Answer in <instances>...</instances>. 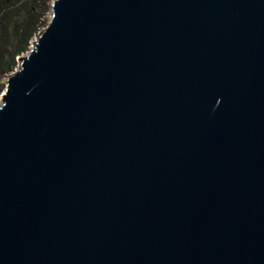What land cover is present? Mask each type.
<instances>
[{
  "label": "water",
  "instance_id": "obj_1",
  "mask_svg": "<svg viewBox=\"0 0 264 264\" xmlns=\"http://www.w3.org/2000/svg\"><path fill=\"white\" fill-rule=\"evenodd\" d=\"M0 264H264V0H54L0 100Z\"/></svg>",
  "mask_w": 264,
  "mask_h": 264
},
{
  "label": "trees",
  "instance_id": "obj_2",
  "mask_svg": "<svg viewBox=\"0 0 264 264\" xmlns=\"http://www.w3.org/2000/svg\"><path fill=\"white\" fill-rule=\"evenodd\" d=\"M22 0H9L0 2V77L13 70L15 57L23 53L31 38L36 33L37 17L35 6H31L26 20L15 22L13 30L9 23L18 16ZM1 94V90H0Z\"/></svg>",
  "mask_w": 264,
  "mask_h": 264
},
{
  "label": "rangeland",
  "instance_id": "obj_3",
  "mask_svg": "<svg viewBox=\"0 0 264 264\" xmlns=\"http://www.w3.org/2000/svg\"><path fill=\"white\" fill-rule=\"evenodd\" d=\"M54 0H22L21 6H20V12L18 16H14V20L9 23V29L13 30L15 22H22L26 20L28 12L30 11L31 6H35L34 13L37 17V22L35 29L37 30L34 36L31 38L29 43L24 45L23 47H27L26 50L21 53L19 56L15 57V66L12 71L3 74L0 77V100L1 97L6 89V80L7 78L14 73L18 68L19 64L22 58L26 57V55L30 52V50L33 47L34 42L38 38L39 34L48 26V23L50 22V19L52 17V5Z\"/></svg>",
  "mask_w": 264,
  "mask_h": 264
}]
</instances>
